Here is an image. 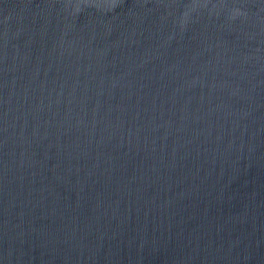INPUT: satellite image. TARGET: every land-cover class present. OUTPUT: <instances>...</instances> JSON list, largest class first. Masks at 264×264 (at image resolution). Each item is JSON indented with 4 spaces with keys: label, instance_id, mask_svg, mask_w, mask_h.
Returning <instances> with one entry per match:
<instances>
[{
    "label": "water",
    "instance_id": "obj_1",
    "mask_svg": "<svg viewBox=\"0 0 264 264\" xmlns=\"http://www.w3.org/2000/svg\"><path fill=\"white\" fill-rule=\"evenodd\" d=\"M0 264H264V0H0Z\"/></svg>",
    "mask_w": 264,
    "mask_h": 264
}]
</instances>
